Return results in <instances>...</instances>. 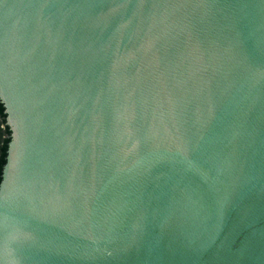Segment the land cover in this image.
I'll use <instances>...</instances> for the list:
<instances>
[{"label": "water", "instance_id": "1", "mask_svg": "<svg viewBox=\"0 0 264 264\" xmlns=\"http://www.w3.org/2000/svg\"><path fill=\"white\" fill-rule=\"evenodd\" d=\"M0 264H264V0H0Z\"/></svg>", "mask_w": 264, "mask_h": 264}, {"label": "trees", "instance_id": "2", "mask_svg": "<svg viewBox=\"0 0 264 264\" xmlns=\"http://www.w3.org/2000/svg\"><path fill=\"white\" fill-rule=\"evenodd\" d=\"M0 116L4 120L5 113H4V106L2 103H0ZM2 134H7V136L3 139H1ZM10 139V129L6 125L4 133L0 131V181L2 179V169L3 165L6 162V155H7V147H8V141Z\"/></svg>", "mask_w": 264, "mask_h": 264}, {"label": "flooded vegetation", "instance_id": "3", "mask_svg": "<svg viewBox=\"0 0 264 264\" xmlns=\"http://www.w3.org/2000/svg\"><path fill=\"white\" fill-rule=\"evenodd\" d=\"M0 103L3 104V106H4V113H5L4 120H3V119L1 118V116H0V131H1L2 133H4L5 126L7 125V126L9 127V124H8V122H7V112H6V107H5L4 103H3V101L1 100V98H0ZM9 129H10V127H9ZM10 135H11V130H10ZM6 136H7V134H2L1 139L5 138ZM9 140H10V139H9ZM8 142H9V141H8Z\"/></svg>", "mask_w": 264, "mask_h": 264}]
</instances>
